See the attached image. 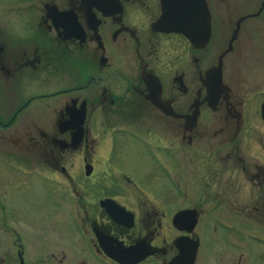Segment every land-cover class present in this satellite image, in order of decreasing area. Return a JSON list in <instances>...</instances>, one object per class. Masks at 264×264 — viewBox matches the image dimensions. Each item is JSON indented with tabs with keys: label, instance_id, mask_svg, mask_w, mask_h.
<instances>
[{
	"label": "flooded vegetation",
	"instance_id": "obj_1",
	"mask_svg": "<svg viewBox=\"0 0 264 264\" xmlns=\"http://www.w3.org/2000/svg\"><path fill=\"white\" fill-rule=\"evenodd\" d=\"M203 1L207 42L161 31L159 0H61L60 15L44 3L22 37L0 39V229L29 228L0 231L15 239L0 264H119L116 242H143L136 264H172L180 237L197 243L191 264H264V90L246 101L225 82L240 42L264 47V0ZM228 47L227 88L210 95L205 73ZM181 209L197 213L187 232L172 224Z\"/></svg>",
	"mask_w": 264,
	"mask_h": 264
},
{
	"label": "rangeland",
	"instance_id": "obj_2",
	"mask_svg": "<svg viewBox=\"0 0 264 264\" xmlns=\"http://www.w3.org/2000/svg\"><path fill=\"white\" fill-rule=\"evenodd\" d=\"M46 1L47 0H0V39L2 38V40H8L14 39V37H22L24 34L23 24L27 22V18L36 17L41 3ZM50 1L59 2L60 0ZM249 3L250 0H226L223 5L219 6L243 12V10L248 11L249 8H251ZM215 50L216 48H210L209 52L212 53ZM238 50V55H232L226 61L225 82L231 84L235 90L240 91L244 100L248 101L252 91L264 90V47L257 48L254 52H252V47H250L248 43L242 44L240 42ZM254 54L259 57L256 62L252 59ZM208 127L209 129H212L211 125ZM243 131L244 129H242V132ZM123 150H126L125 161H120L119 166L124 171L126 168L132 170L135 174V170L133 169L134 167L129 162L136 161L138 158L126 148ZM141 151L144 155H147L145 148L141 147ZM146 157L149 158L148 156ZM138 166L141 167L140 165ZM163 187L167 189L169 188L167 183H164ZM129 190L131 189L129 188ZM128 193H124V195H127ZM145 193L146 197L151 199L147 192ZM146 197L144 198L145 200H147ZM3 229L6 231L10 229L15 230L21 238H24L26 237L25 233L29 228L24 226L23 229L19 224L7 221L4 224ZM4 230L0 229L2 232H4ZM14 241L15 239L10 237L8 234H3L0 237V253L3 249L10 248ZM8 254L9 251L7 253L2 252V257Z\"/></svg>",
	"mask_w": 264,
	"mask_h": 264
},
{
	"label": "water",
	"instance_id": "obj_3",
	"mask_svg": "<svg viewBox=\"0 0 264 264\" xmlns=\"http://www.w3.org/2000/svg\"><path fill=\"white\" fill-rule=\"evenodd\" d=\"M164 7V16L167 17L170 10L173 8L176 15H182L183 11L182 9L185 7L183 4H181L184 0H178L177 5L173 6L172 0H169L167 3V0H161ZM195 6V5H194ZM72 148H75L74 144L71 145ZM182 213L177 214V221H179V218L181 217ZM118 261L120 262H128L130 260V254L129 253H119L117 254Z\"/></svg>",
	"mask_w": 264,
	"mask_h": 264
}]
</instances>
